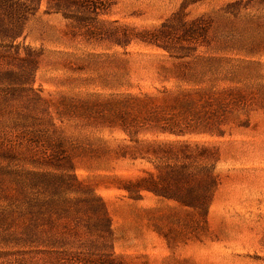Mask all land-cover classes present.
Here are the masks:
<instances>
[{
	"label": "rangeland",
	"instance_id": "obj_1",
	"mask_svg": "<svg viewBox=\"0 0 264 264\" xmlns=\"http://www.w3.org/2000/svg\"><path fill=\"white\" fill-rule=\"evenodd\" d=\"M0 264H264V0H0Z\"/></svg>",
	"mask_w": 264,
	"mask_h": 264
},
{
	"label": "trees",
	"instance_id": "obj_2",
	"mask_svg": "<svg viewBox=\"0 0 264 264\" xmlns=\"http://www.w3.org/2000/svg\"><path fill=\"white\" fill-rule=\"evenodd\" d=\"M207 194V193H206ZM159 196H163V195H159ZM165 197V196H164Z\"/></svg>",
	"mask_w": 264,
	"mask_h": 264
}]
</instances>
